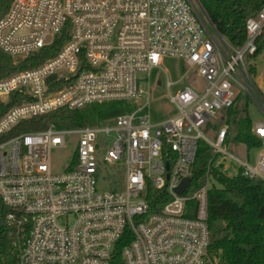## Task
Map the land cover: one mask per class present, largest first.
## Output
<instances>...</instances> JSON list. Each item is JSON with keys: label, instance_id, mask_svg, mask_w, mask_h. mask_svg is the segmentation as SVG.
<instances>
[{"label": "built area", "instance_id": "2783aa9c", "mask_svg": "<svg viewBox=\"0 0 264 264\" xmlns=\"http://www.w3.org/2000/svg\"><path fill=\"white\" fill-rule=\"evenodd\" d=\"M261 1L238 46L199 0L11 1L0 49L16 61L52 54L0 79L1 100H16L0 116V196L12 248L0 264H219L209 251L212 169L225 172L229 157L245 176L264 179V122L252 128L263 140L254 164L227 150V126L214 138L205 131L242 89L256 98L246 58L264 30ZM165 58L182 60L186 71L166 81L175 112L155 119L150 75ZM193 72L202 89L186 81ZM114 102L129 109L90 125L15 133L20 122L61 108ZM68 138L75 150L55 168L53 152ZM202 141L212 155L197 176Z\"/></svg>", "mask_w": 264, "mask_h": 264}, {"label": "trees", "instance_id": "16d2710c", "mask_svg": "<svg viewBox=\"0 0 264 264\" xmlns=\"http://www.w3.org/2000/svg\"><path fill=\"white\" fill-rule=\"evenodd\" d=\"M11 1L0 0V18L8 10ZM199 2L217 31L236 46L242 44L246 38V19L254 15L262 4L261 0H199ZM263 50L264 30L258 40V50L253 56L257 57ZM42 54V57L31 56L25 61H15L0 49V79L14 71L37 64L52 52L45 50ZM255 71L256 69L250 66V72L254 74ZM239 100L240 96L226 111L229 117L239 113L237 107ZM15 102V99L10 102L0 99V116ZM128 109L124 102L98 105L83 110L61 108L20 122L15 133L43 129L52 125L57 127L81 125L88 121L116 116ZM235 121L238 125L237 133L233 137L236 142L244 143L248 150L262 147L263 140L253 132L249 115L239 117ZM211 155V147L202 141L196 161L197 176L205 173ZM212 173L220 184L219 187L214 184L209 191V223L212 230L209 251L212 259L215 261L221 257L219 264H264V179L249 178L242 173V169L232 176L223 172L220 167L213 168ZM8 210L0 196V263L12 260L11 239L5 227V215ZM220 222L223 223L222 232L218 226Z\"/></svg>", "mask_w": 264, "mask_h": 264}, {"label": "rangeland", "instance_id": "374dc122", "mask_svg": "<svg viewBox=\"0 0 264 264\" xmlns=\"http://www.w3.org/2000/svg\"><path fill=\"white\" fill-rule=\"evenodd\" d=\"M218 42L221 44V39L215 34ZM2 51V50H1ZM12 57V56H11ZM13 58V57H12ZM14 59V58H13ZM15 60V59H14ZM16 61V60H15ZM247 66H253L256 71L251 76V82L249 84L251 86V90L254 93L255 97L248 93L246 90L242 89L240 94V100L238 103L239 113L233 114L230 117L226 115V110H221L220 115L224 114L222 119L218 120L219 126H227L230 135V141L226 144V148L228 151L238 155L241 159L247 160L246 151L247 147L245 144L237 143L234 140V135L237 133L238 125L235 119L239 117H245L249 115L253 126H255L258 122H264V50L257 56H247L246 58ZM186 71V67H184V62L179 59L173 58H165L161 63L160 68H155L152 70L150 75L151 86L153 87L152 98H151V107L153 110V116L155 119L161 118L165 116V113L168 110L173 109L172 105L169 103L167 97V88L166 81L168 76L172 80H176ZM186 81L191 85L196 86L199 89H202L205 80L199 77L196 73H190ZM255 86V88H254ZM1 99V98H0ZM225 119V120H223ZM228 119V121H227ZM95 123L94 121H88L83 123L84 125H90ZM206 135L214 138L216 135L215 131L209 130L205 131ZM76 146V141L72 138H68L66 147L60 150H55L53 152V164L55 168L63 169V163L68 161L71 157V154L74 152ZM250 153L251 160L250 163L254 164V158L256 155L262 151V147L252 148L248 150ZM227 169H225L226 174L235 175L237 173V164L231 158H227L226 160ZM215 186H220L219 182L212 178L211 181ZM102 189H107V187L102 183ZM220 226V232L223 229V223L220 222L218 224Z\"/></svg>", "mask_w": 264, "mask_h": 264}, {"label": "crops", "instance_id": "0c3cea01", "mask_svg": "<svg viewBox=\"0 0 264 264\" xmlns=\"http://www.w3.org/2000/svg\"><path fill=\"white\" fill-rule=\"evenodd\" d=\"M226 115H228V114H226ZM226 115H224V114H222V116L220 117H218V119H216L215 121H214V123L213 124H211V130L212 131H217L218 130V128L219 127H221V126H219L218 125V120H220V119H222L224 116H226ZM229 117V116H228ZM223 120H225V119H223ZM227 121H228V119H227ZM252 128H253V126H252ZM228 141H230V135L228 134ZM237 143H241V144H244V143H242V142H237ZM247 147V146H246ZM259 154H260V152L256 155V157L254 158V162H256V160H257V158H258V156H259ZM246 156H247V160H251V157H250V153H249V151H248V149H247V151H246ZM238 168H237V173L239 172V170H240V167L238 166V165H236ZM236 173V174H237Z\"/></svg>", "mask_w": 264, "mask_h": 264}, {"label": "water", "instance_id": "95a60500", "mask_svg": "<svg viewBox=\"0 0 264 264\" xmlns=\"http://www.w3.org/2000/svg\"><path fill=\"white\" fill-rule=\"evenodd\" d=\"M188 181H189L188 178H186V179L183 180V182H182V184L180 185V187H178V191H179V192H182V191L185 189V187H186L187 184H188Z\"/></svg>", "mask_w": 264, "mask_h": 264}]
</instances>
